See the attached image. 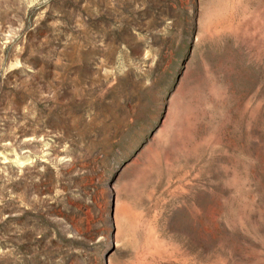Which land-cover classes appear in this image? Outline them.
Listing matches in <instances>:
<instances>
[{"label": "rangeland", "instance_id": "1", "mask_svg": "<svg viewBox=\"0 0 264 264\" xmlns=\"http://www.w3.org/2000/svg\"><path fill=\"white\" fill-rule=\"evenodd\" d=\"M0 264H264V0H0Z\"/></svg>", "mask_w": 264, "mask_h": 264}, {"label": "bare ground", "instance_id": "2", "mask_svg": "<svg viewBox=\"0 0 264 264\" xmlns=\"http://www.w3.org/2000/svg\"><path fill=\"white\" fill-rule=\"evenodd\" d=\"M118 211V210H117ZM122 214V213H121Z\"/></svg>", "mask_w": 264, "mask_h": 264}]
</instances>
